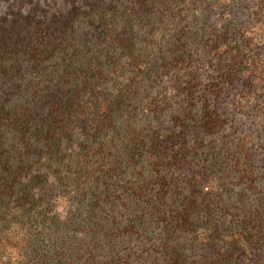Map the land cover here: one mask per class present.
<instances>
[{
	"label": "trees",
	"instance_id": "obj_1",
	"mask_svg": "<svg viewBox=\"0 0 264 264\" xmlns=\"http://www.w3.org/2000/svg\"><path fill=\"white\" fill-rule=\"evenodd\" d=\"M100 2L51 52L0 41V264L117 244L148 264H264V199L234 189L264 186V0Z\"/></svg>",
	"mask_w": 264,
	"mask_h": 264
},
{
	"label": "rangeland",
	"instance_id": "obj_2",
	"mask_svg": "<svg viewBox=\"0 0 264 264\" xmlns=\"http://www.w3.org/2000/svg\"><path fill=\"white\" fill-rule=\"evenodd\" d=\"M101 0H0V41L8 43L13 48H20L26 51L31 48L33 52H51L52 46L50 42L58 35L64 33L72 26L78 14H85L88 9L97 6ZM200 13L203 14L204 9ZM249 12L251 9L245 2L234 1L225 14H231L232 19H236L239 24L249 22ZM224 14V15H225ZM202 20L210 24L213 22L219 23L221 20L208 12L202 15ZM214 29V26H211ZM215 35H211L214 38ZM10 39V41H6ZM35 41V45H31V41ZM38 48V49H37ZM216 75V72L212 73ZM216 77V76H215ZM229 82V80L216 79L213 82ZM204 82V81H203ZM264 94V93H263ZM264 102V97L259 100V103ZM247 115V114H245ZM264 120V117H263ZM241 122L247 124V116ZM238 125L242 131H237L235 137L242 133L243 137L250 135L251 131L247 126ZM259 138L257 147L256 162L263 168L264 171V136L255 134ZM227 157V156H226ZM244 187L234 186L236 194H242L243 199L245 195L250 199V202L264 199V186L251 194L249 189L245 193ZM244 194V195H243ZM247 201V200H246ZM106 247V248H104ZM111 247H113L111 249ZM104 248V249H103ZM58 254L65 256H73L71 264H148L140 256L143 254L134 248L133 244H117L115 246H94L80 247H66L62 250H56ZM193 252V251H192ZM120 256V261L113 260L110 262L109 256ZM105 256V258H104ZM150 256V253H149ZM103 257V258H102Z\"/></svg>",
	"mask_w": 264,
	"mask_h": 264
}]
</instances>
